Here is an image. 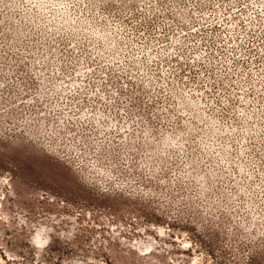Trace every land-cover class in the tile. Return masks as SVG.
Returning a JSON list of instances; mask_svg holds the SVG:
<instances>
[{
    "label": "rangeland",
    "instance_id": "374dc122",
    "mask_svg": "<svg viewBox=\"0 0 264 264\" xmlns=\"http://www.w3.org/2000/svg\"><path fill=\"white\" fill-rule=\"evenodd\" d=\"M248 257L264 0H0V264Z\"/></svg>",
    "mask_w": 264,
    "mask_h": 264
},
{
    "label": "snow or ice",
    "instance_id": "6c2138e0",
    "mask_svg": "<svg viewBox=\"0 0 264 264\" xmlns=\"http://www.w3.org/2000/svg\"><path fill=\"white\" fill-rule=\"evenodd\" d=\"M98 90V89H97ZM112 99H115V97H112ZM124 101H121V104H123ZM183 189L180 188V189H176L175 192H176V195H173V192L170 190L168 195H173V199H179L180 198V194L182 193ZM197 216H199V212L196 211L195 213ZM201 223L204 224L205 228H211L213 227V225L211 224V222L205 220V219H201L200 221Z\"/></svg>",
    "mask_w": 264,
    "mask_h": 264
},
{
    "label": "trees",
    "instance_id": "16d2710c",
    "mask_svg": "<svg viewBox=\"0 0 264 264\" xmlns=\"http://www.w3.org/2000/svg\"><path fill=\"white\" fill-rule=\"evenodd\" d=\"M246 264H253L251 257H248V260H247V263Z\"/></svg>",
    "mask_w": 264,
    "mask_h": 264
}]
</instances>
